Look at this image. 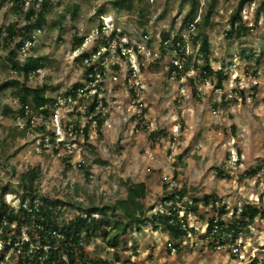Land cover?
<instances>
[{"label":"rangeland","instance_id":"obj_1","mask_svg":"<svg viewBox=\"0 0 264 264\" xmlns=\"http://www.w3.org/2000/svg\"><path fill=\"white\" fill-rule=\"evenodd\" d=\"M113 1L49 0L51 11L45 25L20 52V63L29 56L46 60L27 87L43 88L53 101L66 95L73 98L69 91L74 85L83 88V94L71 105L55 107L45 129L55 135L49 143L47 134L17 131L12 117L2 114L4 105L15 108L11 102L14 88L0 91V187L7 186L9 192L5 203L17 207L19 176L38 167L40 196L65 204L60 221L73 217L77 206L104 207L124 199L129 182L146 184L148 215L158 210L159 200L174 188L200 199L203 194L220 198L228 217L246 203L264 207V0L243 7L248 34L230 40L225 32L238 0H215L205 33L211 68L221 69L227 77L221 88L216 87L215 76L196 80L195 88L188 82L189 78L198 79L202 64L198 49L183 29L190 0H134L129 11H116ZM198 1L199 15L208 0ZM261 2L263 9L257 13ZM74 8L77 14L72 18ZM16 21L23 25L13 14L11 3L2 4L0 28ZM163 33L170 34V41L177 36L184 39L185 57L162 44ZM110 37L105 47L103 43ZM12 47L1 48L0 38V85L22 81L7 61ZM95 49L107 55L102 60L101 56L94 58L98 55ZM82 53L90 55L89 65L103 68L97 84L85 77L84 68L89 65L77 59ZM251 55L255 58H249ZM187 57L186 68L180 70L183 76L175 78L168 73L171 61L181 67ZM92 89L101 100L100 126L89 124L86 141L80 133L78 137L66 136L61 120L69 123L70 115L87 107L94 95ZM32 119L33 127L43 122L40 117ZM85 125L83 117L80 129ZM153 131L159 136L151 140ZM67 156L69 168L61 161ZM259 166L252 176L249 171ZM219 172L229 178H219ZM188 220L204 233V221L193 216ZM167 240L166 234L142 225L140 232L133 229L127 234L121 254L129 258V264H254V259L264 260V218L257 219L234 243L226 240L220 248L210 247L211 240L189 236L176 253L168 254ZM86 251L91 257L105 259L113 254L100 239L90 241ZM9 255L5 264H13Z\"/></svg>","mask_w":264,"mask_h":264},{"label":"trees","instance_id":"obj_2","mask_svg":"<svg viewBox=\"0 0 264 264\" xmlns=\"http://www.w3.org/2000/svg\"><path fill=\"white\" fill-rule=\"evenodd\" d=\"M25 0H0V7L4 3H11L13 14L18 15L23 25L18 22L10 23L0 28L1 48L7 50V61L11 64V70L15 75L22 78V81L10 80L0 85V91L13 87L11 92L12 106L4 105L2 114L12 117L14 126L20 134L32 130L41 136L49 135V143L54 141V133H48L46 126L51 124V118L55 113L56 101L44 94L43 88H29L27 82L36 75V72L45 67V59L42 57L29 56L19 62V56L26 42H33L36 33L40 32L46 23L47 16L51 11L49 0H43L38 7H35L36 0H31L28 7L24 8ZM134 0H114L111 4L116 11L130 10ZM255 0H238L235 9L228 18L229 29L225 32V38L240 39L248 34V27L242 19V10L246 4L254 3ZM215 0H208L202 7L200 14V3L197 0H190V9L182 19L183 29L190 35V42L194 48L198 49L201 56L200 74L195 78H189L188 82L195 88L196 80L206 81L208 78L216 77V87L221 88L226 75L220 70L213 71L209 63V50L206 27L210 25L209 20L214 10ZM263 9V2L258 4L257 13ZM77 14L76 8L71 11V17ZM101 33V27L97 28ZM3 36V37H1ZM162 44L166 47L182 54L185 57V42L181 36H177L172 41L169 33H163ZM112 37L104 42L105 47ZM17 41V43H16ZM81 40L77 41L80 43ZM171 42V44H168ZM164 45V44H163ZM30 49V48H29ZM28 49V50H29ZM97 52V49H95ZM107 54L100 57L102 60ZM87 53L80 54L77 59H90ZM249 58H255L251 55ZM190 58L181 62L178 69L171 61L168 65V73H174L175 78L183 76L181 69L184 70ZM258 63V59H255ZM89 65L84 68L85 77L88 82H92L96 73L103 75V68ZM96 69V70H94ZM89 74L93 76L88 77ZM79 87L74 85L69 93L74 97ZM240 96L243 92L239 91ZM97 97L94 95L91 103L83 113L75 112L70 115L69 123L61 120L64 134L82 136L83 141L87 140V130L89 124L94 122L101 124V113L94 114ZM42 118V123L36 126L31 125L32 118ZM86 118V125L80 129L81 118ZM22 125H18V122ZM71 126V130H68ZM80 131V132H79ZM159 136L158 132H151L149 138L154 140ZM44 140V139H43ZM41 147H45L41 141ZM57 153V149L53 151ZM70 156L61 161L65 162V168H69ZM79 166H81L79 164ZM261 167L251 169L249 173L255 176ZM219 178L228 179L227 175L218 173ZM39 179V168L32 167L21 174L18 178L20 193L17 196V207H10L5 203L4 197L9 194L7 186L0 187V241L3 250L0 251V263L5 254L11 251L13 264H129V258L121 254L122 247L126 245V236L133 229L135 232L141 231L142 225H149L155 232L167 235L166 250L168 254L176 253L182 246L185 239L190 237L198 238L203 242L211 240L210 247H222L227 240L234 243L235 240L248 232L251 227L256 225L257 219L264 218V207L255 203H246L239 209H235L228 217L226 206L221 203L220 198L210 194H203L200 198L193 194L188 196L185 189H172L165 193L159 200V208L151 215L144 204L147 196V186L144 182L131 183L126 187V196L109 206L104 207H75L76 214L73 217L60 221L63 215L64 202L48 196H40L36 181ZM181 214V215H180ZM204 214V216H203ZM205 215L210 217H205ZM188 216L200 219L205 222L204 233H199L197 229L190 225ZM205 219V220H204ZM27 236V242H21V232ZM100 239L106 244L113 254L110 259L91 257L87 254L86 246L90 241ZM48 247L43 251V247ZM232 254V253H231ZM237 256V255H234ZM11 259V260H12ZM255 260V262H254ZM254 264H264V260Z\"/></svg>","mask_w":264,"mask_h":264},{"label":"built area","instance_id":"obj_3","mask_svg":"<svg viewBox=\"0 0 264 264\" xmlns=\"http://www.w3.org/2000/svg\"><path fill=\"white\" fill-rule=\"evenodd\" d=\"M30 1L31 0H25L24 1V8L26 9L27 7H28V5L30 4ZM43 0H36V3H35V7H38L39 6V4L42 2ZM39 33V32H38ZM28 45L27 46H30V44H31V42H26ZM25 43V44H26ZM27 46H25L24 45V47L22 48V50L21 51H24V49H25V47H27ZM97 54L98 55H95V56H93L94 58H96L97 56H101V55H103L104 53H100V52H98L97 51ZM93 60V59H92ZM89 61H91V58L90 59H84V63L85 64H88L89 65ZM174 65L175 66H177V68L178 69H180L181 67L176 63V62H174ZM100 67V66H99ZM95 68H97V67H95ZM94 70H96V69H94ZM174 73L175 72H172V75H174ZM93 75L92 74H89L88 75V77L89 78H91ZM99 76H100V74L99 73H96V75L94 76V78H93V81L92 82H94L95 84H97V82H98V78H99ZM92 82H89V83H92ZM94 91V95H95V90L94 89H92V91L91 92H93ZM81 94H83V88H78L77 89V91H76V94H75V96L73 97V98H70V96H67L66 95V97H64L62 100H56V107L57 106H59V104H64V105H68V104H72L73 102H74V98L75 97H80L81 96ZM88 94H89V92H88ZM84 95H85V93H84ZM93 95V96H94ZM72 96V95H71ZM91 96V95H90ZM92 96V97H93ZM89 98H91V97H89ZM229 98H231V97H229ZM99 106H101V100H97L96 101V107H95V109H94V114H96V113H98L99 111ZM83 109H81V111H80V113H83L85 110H86V107H82ZM55 114V113H54ZM31 125H33V119L31 120ZM60 128L62 129V126H61V124H60ZM68 130L70 131L71 130V126H68ZM62 131H63V129H62ZM63 133H64V131H63ZM45 140V139H44ZM49 140H47L46 142H48ZM56 149V148H55ZM27 236H26V234L24 233V231H22L21 232V236H20V241L21 242H27ZM47 249H48V247L46 246V247H43V251H47ZM3 250V245H2V242L0 241V251H2ZM8 254H10L11 255V251H8L6 254H5V256H4V259H3V261L0 263V264H5V257H6V255H8ZM10 255H9V257H10Z\"/></svg>","mask_w":264,"mask_h":264}]
</instances>
